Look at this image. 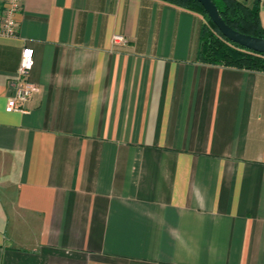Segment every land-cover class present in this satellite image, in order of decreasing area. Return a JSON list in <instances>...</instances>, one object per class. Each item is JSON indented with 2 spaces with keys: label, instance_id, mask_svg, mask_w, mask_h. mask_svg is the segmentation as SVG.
<instances>
[{
  "label": "crops",
  "instance_id": "crops-1",
  "mask_svg": "<svg viewBox=\"0 0 264 264\" xmlns=\"http://www.w3.org/2000/svg\"><path fill=\"white\" fill-rule=\"evenodd\" d=\"M20 4L0 264H264V73L201 62L200 16L162 0ZM26 46L37 91L10 111Z\"/></svg>",
  "mask_w": 264,
  "mask_h": 264
},
{
  "label": "trees",
  "instance_id": "trees-1",
  "mask_svg": "<svg viewBox=\"0 0 264 264\" xmlns=\"http://www.w3.org/2000/svg\"><path fill=\"white\" fill-rule=\"evenodd\" d=\"M200 16L198 59L206 64L264 73V55L227 40L210 20L202 5L194 0H162ZM222 20L233 30L264 39L259 21V1L249 7L240 0H211Z\"/></svg>",
  "mask_w": 264,
  "mask_h": 264
},
{
  "label": "built area",
  "instance_id": "built-area-1",
  "mask_svg": "<svg viewBox=\"0 0 264 264\" xmlns=\"http://www.w3.org/2000/svg\"><path fill=\"white\" fill-rule=\"evenodd\" d=\"M20 0H0V35L13 37L16 33V15L20 11ZM115 43H125V38L114 35ZM34 64V52L30 47H23L20 53L19 66L13 81L12 94L7 98L6 109L23 112L24 104L37 88L29 82V73Z\"/></svg>",
  "mask_w": 264,
  "mask_h": 264
},
{
  "label": "water",
  "instance_id": "water-1",
  "mask_svg": "<svg viewBox=\"0 0 264 264\" xmlns=\"http://www.w3.org/2000/svg\"><path fill=\"white\" fill-rule=\"evenodd\" d=\"M200 3L219 32L230 42L256 53L264 55V39L245 35L233 30L220 17L218 10L211 0H194Z\"/></svg>",
  "mask_w": 264,
  "mask_h": 264
}]
</instances>
